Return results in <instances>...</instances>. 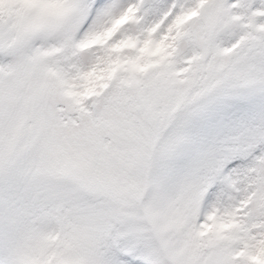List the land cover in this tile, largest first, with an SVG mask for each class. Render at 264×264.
<instances>
[{
    "label": "snow or ice",
    "instance_id": "6c2138e0",
    "mask_svg": "<svg viewBox=\"0 0 264 264\" xmlns=\"http://www.w3.org/2000/svg\"><path fill=\"white\" fill-rule=\"evenodd\" d=\"M0 264H264V0H0Z\"/></svg>",
    "mask_w": 264,
    "mask_h": 264
}]
</instances>
